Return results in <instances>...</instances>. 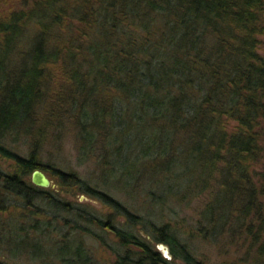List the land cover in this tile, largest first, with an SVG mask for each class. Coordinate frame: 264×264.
I'll list each match as a JSON object with an SVG mask.
<instances>
[{
    "label": "trees",
    "instance_id": "obj_1",
    "mask_svg": "<svg viewBox=\"0 0 264 264\" xmlns=\"http://www.w3.org/2000/svg\"><path fill=\"white\" fill-rule=\"evenodd\" d=\"M263 35L264 0H35L0 19V154L18 167L0 168V251L96 264L91 234L114 264H207L192 236L228 234L264 264ZM53 66L61 78L49 88ZM50 96L60 111L41 121ZM68 124L105 164L108 189L43 161L51 126ZM15 135L29 138L28 155L9 145ZM37 168L113 211L100 217L40 188L27 179ZM116 180L136 183L143 204L109 193ZM181 211L189 228L185 216L164 219Z\"/></svg>",
    "mask_w": 264,
    "mask_h": 264
},
{
    "label": "rangeland",
    "instance_id": "obj_2",
    "mask_svg": "<svg viewBox=\"0 0 264 264\" xmlns=\"http://www.w3.org/2000/svg\"><path fill=\"white\" fill-rule=\"evenodd\" d=\"M35 0H0V19L8 16L12 11L26 9L30 7ZM262 37V42H264V35ZM262 51L264 53V44H262ZM54 71L52 72V77L49 79L48 87L50 88L55 84L58 77L61 78V69L58 67H54ZM52 96V92H50ZM48 97L45 102L44 108L41 111L40 117L42 120H46L53 111H60V104L55 97ZM56 119V118H55ZM53 120V119H52ZM69 122V121H68ZM41 123V122H40ZM58 119L55 120V124L57 125ZM51 131L53 133L50 134L51 137L46 140L42 146L44 148V155L42 157L45 163L51 164L56 167H61L67 171H75L79 174L80 177L88 179L95 185H98L97 181L102 180L100 188H109L107 184L103 183V180L109 182L112 178L109 174L104 173L106 170L105 164H99L100 158H98L97 153L93 152L92 154H83L82 153V143L79 139L77 132L73 125L68 124L65 128H56L51 126ZM52 138V139H50ZM55 138V139H53ZM29 138H25V135H15L13 139H10L9 145L12 146L15 150L20 152L23 155H28L30 149L32 148L31 143H29ZM0 168L7 172H14L18 170L16 163L7 157H4L0 154ZM43 169L47 175L50 177L52 183L48 187H40L49 192H52L57 197L62 198L64 200H70L73 202L76 208H89L92 209L98 216L106 217L109 215L113 209L103 203L100 199L90 196L86 194L78 185H68L63 184L58 177L52 172L49 168H41ZM32 173L27 176V179L32 182L31 179ZM105 176L108 178H105ZM106 182V183H107ZM116 187H110L109 193L114 195L115 197L124 200L128 205H132L131 202L134 198L137 201V205L141 206L143 204L144 199L142 196H138L136 200L135 192L138 193L140 191L138 185L134 182H131V187L125 186L127 183L126 180H122L124 184L119 182L118 180L113 181ZM134 191H132V190ZM129 191V192H128ZM129 196H133L132 199H127L126 194ZM128 196V197H129ZM127 201V202H126ZM180 210V209H179ZM186 211L182 212L181 215H167L164 219H172L173 222H183L181 218L183 216L186 217V228L193 223L191 221V217L187 219ZM8 215V212L5 213ZM195 216V215H194ZM75 216H72L73 224L76 221L74 220ZM120 218V217H117ZM81 226H85V222L79 223ZM94 230L101 233H106V230H103L94 225ZM196 232V230H195ZM73 234V233H72ZM143 234L152 240V243L157 246L159 241L152 239V237L146 233ZM75 234H73L74 236ZM109 240L112 242L115 237L113 233H110ZM83 241L86 247L89 249L94 261L96 264H114L116 260V254L114 251L105 245L100 239L94 237L91 234H87L83 237ZM191 244L195 248L197 252L196 255L199 259L204 260L207 264H251V260L246 261V242H243V239H236L234 237H230L228 234L225 236L218 238L213 242H208L200 238L199 236H192L190 240ZM114 243V242H112ZM1 250V249H0ZM248 259V257H247ZM0 260L7 261L9 264H42L39 260H35L30 258L28 255L13 257L5 254V252L0 251ZM52 263L59 264L58 260L52 261Z\"/></svg>",
    "mask_w": 264,
    "mask_h": 264
},
{
    "label": "water",
    "instance_id": "obj_3",
    "mask_svg": "<svg viewBox=\"0 0 264 264\" xmlns=\"http://www.w3.org/2000/svg\"><path fill=\"white\" fill-rule=\"evenodd\" d=\"M31 179L35 185L41 186V187H48L52 183L50 177L41 168H37V169L33 170ZM158 247L163 251V253L166 256L171 257L170 249L166 244L159 243Z\"/></svg>",
    "mask_w": 264,
    "mask_h": 264
},
{
    "label": "bare ground",
    "instance_id": "obj_4",
    "mask_svg": "<svg viewBox=\"0 0 264 264\" xmlns=\"http://www.w3.org/2000/svg\"><path fill=\"white\" fill-rule=\"evenodd\" d=\"M41 187V186H40Z\"/></svg>",
    "mask_w": 264,
    "mask_h": 264
}]
</instances>
